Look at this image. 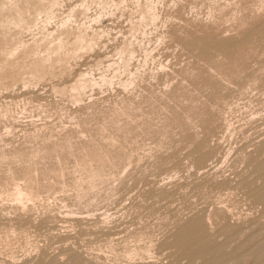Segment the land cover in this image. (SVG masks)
<instances>
[{"label":"rangeland","instance_id":"rangeland-1","mask_svg":"<svg viewBox=\"0 0 264 264\" xmlns=\"http://www.w3.org/2000/svg\"><path fill=\"white\" fill-rule=\"evenodd\" d=\"M0 264H264V0H0Z\"/></svg>","mask_w":264,"mask_h":264},{"label":"bare ground","instance_id":"bare-ground-1","mask_svg":"<svg viewBox=\"0 0 264 264\" xmlns=\"http://www.w3.org/2000/svg\"><path fill=\"white\" fill-rule=\"evenodd\" d=\"M79 35H80V34H79ZM80 38H84V37L82 36V37H80ZM77 40H78V39H77ZM80 40H81V39H80ZM80 40H79V41H80ZM83 40H84V39H83ZM81 41H82V40H81ZM81 41H80V42H81ZM85 41H86V40H85ZM85 41H84V42H85ZM86 42H88V41H86ZM78 43H79V42H78ZM78 43H77V44H78ZM82 43H83V42H82ZM82 43H79V45H81ZM74 44H75V43H74ZM74 44H73V45H74ZM85 44H86V43H85ZM85 44H84V45H85ZM75 45H76V44H75ZM78 47H79V46H78ZM78 47H77V48H78ZM68 49H69V48H68ZM73 49H75V47H74ZM73 49H72V50H73ZM75 51H76V50H75ZM67 53H68V52H67ZM75 53H76V52H75ZM70 54H71V53H70ZM8 56H9V55H8ZM5 60H6V59H5ZM41 72H42V71H41ZM37 74H38V73H37ZM80 79H81V78H80ZM85 81H86V79H85ZM82 82H83V81H80V80L76 81L75 84H74L71 88H74V89H77V90H78V88L80 89L81 86L84 87V83H82ZM86 82H87V81H86ZM86 82H85V83H86ZM82 84H83V85H82ZM74 89H73V90H74Z\"/></svg>","mask_w":264,"mask_h":264}]
</instances>
